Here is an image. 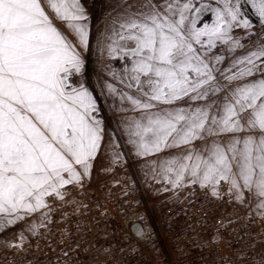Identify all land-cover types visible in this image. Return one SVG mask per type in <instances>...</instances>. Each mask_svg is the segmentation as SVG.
<instances>
[{
  "label": "snow or ice",
  "instance_id": "6c2138e0",
  "mask_svg": "<svg viewBox=\"0 0 264 264\" xmlns=\"http://www.w3.org/2000/svg\"><path fill=\"white\" fill-rule=\"evenodd\" d=\"M90 15L85 0H0V232L21 225L4 246L53 223L108 151L141 161L157 195L198 188L264 220V0H110L95 33Z\"/></svg>",
  "mask_w": 264,
  "mask_h": 264
},
{
  "label": "built area",
  "instance_id": "2783aa9c",
  "mask_svg": "<svg viewBox=\"0 0 264 264\" xmlns=\"http://www.w3.org/2000/svg\"><path fill=\"white\" fill-rule=\"evenodd\" d=\"M121 172L130 179L101 193L83 187L71 190L69 202L53 201L54 222L28 235L22 251L0 244V264H256L264 254V220L254 214L198 188L192 202L185 193L171 201L156 194L158 185L144 192L130 166ZM133 223L150 239L137 236Z\"/></svg>",
  "mask_w": 264,
  "mask_h": 264
},
{
  "label": "rangeland",
  "instance_id": "374dc122",
  "mask_svg": "<svg viewBox=\"0 0 264 264\" xmlns=\"http://www.w3.org/2000/svg\"><path fill=\"white\" fill-rule=\"evenodd\" d=\"M86 6L89 9L90 12V18L92 22L93 27V33L98 28H101L104 23L107 22V19L109 17L106 16V13L109 10V3L110 0H85ZM245 11L247 12V15L253 20L255 24V31L259 32L261 31L260 25L256 19V16L254 15L253 11L250 7L245 6ZM51 14V13H50ZM209 19L211 20V14H209ZM206 18V17H205ZM59 24V22H56ZM235 35L243 36L244 33L241 30H236ZM115 67H119V64H115ZM97 74H98V65L96 63V57L93 56L91 58V62L88 65V77H89V85L95 86V93L99 96L100 94V87L103 84V81L105 79L104 74H99V82L97 80ZM106 115L108 119L106 120L107 126L110 128L115 127V120L112 116L111 110L106 111ZM106 142L108 140V137L105 138ZM125 152H127V149H125ZM109 153L107 152V155ZM102 155H106L103 153ZM102 155L100 157H102ZM99 160V159H98ZM104 164L106 167L102 168L100 165H95L92 171L91 178L86 180L84 184V188H88L93 191H97L101 193V187L107 186L111 187L116 182L120 181V179H123L124 177L126 179H130V176L128 173L123 174L121 170L124 167L130 166L133 170V174L135 178L137 179L139 185L141 186V189L146 192L151 190V186L154 185V183L151 180H148L140 167L141 161L137 160L135 157L131 155H126L123 158V161L120 164L114 165L112 164L110 157H104ZM152 184V185H151ZM156 185V184H155ZM151 187V188H150ZM79 188H72V193ZM232 207L234 210L239 212L240 214H250L249 210L243 207H240L236 204H232ZM254 214V213H251ZM255 215V214H254ZM21 225H16L15 228H10L5 232H0V244H4L6 240H15L16 237L14 233L20 229ZM27 235V234H26Z\"/></svg>",
  "mask_w": 264,
  "mask_h": 264
},
{
  "label": "crops",
  "instance_id": "0c3cea01",
  "mask_svg": "<svg viewBox=\"0 0 264 264\" xmlns=\"http://www.w3.org/2000/svg\"><path fill=\"white\" fill-rule=\"evenodd\" d=\"M205 2H209V0H205ZM209 14H210V13H209ZM209 14H208V15H209ZM208 15H207V16H208ZM207 16H206V17H207ZM207 20H208V19H207ZM209 21H210V20H209ZM108 153H109V154L107 155V152H105L106 155H102V157H100L99 160L96 161V164H97V165H100V167H102V168L106 167V165L104 164V160H103V158H104V157H108V156L110 157L111 152L108 151ZM96 164H95V165H96Z\"/></svg>",
  "mask_w": 264,
  "mask_h": 264
},
{
  "label": "water",
  "instance_id": "95a60500",
  "mask_svg": "<svg viewBox=\"0 0 264 264\" xmlns=\"http://www.w3.org/2000/svg\"><path fill=\"white\" fill-rule=\"evenodd\" d=\"M207 15H208V14H207ZM209 16H210V15H208L205 19H206V20L209 19ZM129 226L131 227L130 229H131L134 233H135V228H136V227H139V228L142 229V227H141V225H140L139 223H133V224H130ZM134 226H135V227H134Z\"/></svg>",
  "mask_w": 264,
  "mask_h": 264
}]
</instances>
